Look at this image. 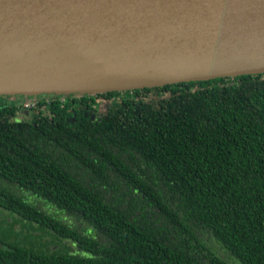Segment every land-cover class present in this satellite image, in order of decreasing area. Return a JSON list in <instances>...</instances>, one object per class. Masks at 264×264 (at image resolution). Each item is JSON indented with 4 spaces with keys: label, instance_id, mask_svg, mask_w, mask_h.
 <instances>
[{
    "label": "trees",
    "instance_id": "16d2710c",
    "mask_svg": "<svg viewBox=\"0 0 264 264\" xmlns=\"http://www.w3.org/2000/svg\"><path fill=\"white\" fill-rule=\"evenodd\" d=\"M16 111L0 98V222L27 253L46 237L84 264H264V72Z\"/></svg>",
    "mask_w": 264,
    "mask_h": 264
},
{
    "label": "water",
    "instance_id": "95a60500",
    "mask_svg": "<svg viewBox=\"0 0 264 264\" xmlns=\"http://www.w3.org/2000/svg\"><path fill=\"white\" fill-rule=\"evenodd\" d=\"M264 72V0H0V95Z\"/></svg>",
    "mask_w": 264,
    "mask_h": 264
},
{
    "label": "flooded vegetation",
    "instance_id": "af4514ba",
    "mask_svg": "<svg viewBox=\"0 0 264 264\" xmlns=\"http://www.w3.org/2000/svg\"><path fill=\"white\" fill-rule=\"evenodd\" d=\"M132 90V89H130ZM125 91V90H113ZM55 93H39L35 95L23 94H1L0 98L5 100L6 104L14 105L17 108L15 114L10 116V121L27 120L30 118L29 110L33 108L42 96L49 97ZM77 94V93H70ZM65 95V94H60ZM63 98V97H62ZM110 102L107 99L101 100V108L92 116H102L107 112ZM104 109V110H103ZM103 110V111H101ZM0 211V218L2 216ZM10 220V217H6ZM7 222H0V264H84L81 257H91L86 254H76L80 252V246L74 240L63 239L59 243L55 240H49L46 237L36 240L35 250L43 252H26V248L33 243H28L27 238L23 237L26 232L18 234L21 224L14 223L13 228ZM35 234L40 233L39 230H33Z\"/></svg>",
    "mask_w": 264,
    "mask_h": 264
},
{
    "label": "rangeland",
    "instance_id": "374dc122",
    "mask_svg": "<svg viewBox=\"0 0 264 264\" xmlns=\"http://www.w3.org/2000/svg\"><path fill=\"white\" fill-rule=\"evenodd\" d=\"M104 110V109H103ZM103 110H101V111H103Z\"/></svg>",
    "mask_w": 264,
    "mask_h": 264
}]
</instances>
